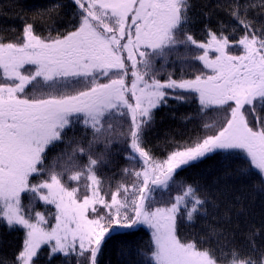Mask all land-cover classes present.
<instances>
[{"label": "snow or ice", "instance_id": "obj_1", "mask_svg": "<svg viewBox=\"0 0 264 264\" xmlns=\"http://www.w3.org/2000/svg\"><path fill=\"white\" fill-rule=\"evenodd\" d=\"M217 7L236 24L205 23L203 39L190 0H56L0 32V223L22 232L0 264H103L108 245L141 225L145 264H264V222L242 245L211 225L196 231L217 205L181 177L223 152L236 158L224 176L257 177L264 195V20L249 19L264 16V0ZM192 98L195 115L182 119L200 132L151 145L158 111ZM116 156L126 166L112 171Z\"/></svg>", "mask_w": 264, "mask_h": 264}, {"label": "trees", "instance_id": "obj_2", "mask_svg": "<svg viewBox=\"0 0 264 264\" xmlns=\"http://www.w3.org/2000/svg\"><path fill=\"white\" fill-rule=\"evenodd\" d=\"M54 2L56 0H0V32L7 33L11 29L18 31L24 19L34 16L36 12L48 8ZM60 2L66 5L69 4V0H60ZM225 2L226 0H190L192 5L191 13L194 17L192 31L196 39H203L202 29L205 23L210 24L213 28L218 27L220 22L236 24V21L228 16L226 11L217 7V5ZM70 11V7L63 9L65 20L69 18L67 14ZM260 11L259 8L250 10L249 19L264 20V16L257 15ZM205 13H209L207 18ZM166 67L168 66L166 65ZM169 104L171 107L162 108L157 113L155 127L148 137L151 145L161 146L166 139H180L179 134H183L185 138L189 135L195 136L201 130L196 124L182 119V117L195 115L197 102H195L194 98L183 104L170 100ZM212 119V117H207L206 122L211 123ZM78 128H80L79 125L76 128V136L81 135V131ZM72 134V132H69V136ZM63 147V144H59L52 148L49 156L55 157ZM113 149L118 150L116 145H113ZM115 161L111 165L112 171H118L126 166L125 161L120 156H116ZM226 161L230 162L232 167L236 166L235 157H230L227 153L220 152L211 159H205L201 163L185 169L181 173V177L189 182L199 180L212 193V198L217 205L215 211L211 207L209 208L211 215L206 219L203 216L200 217L194 225L195 230L203 233L207 225H211L222 234L231 232L236 244L242 245L246 243L249 226L260 229L261 222H264V195H260L253 188L252 182L258 179L257 177H252L251 179H242L235 176L231 178L225 177ZM109 175H111V171H109ZM218 179L221 182L217 186L214 181ZM225 184L230 189L227 195L224 194ZM241 190L244 191L245 195L242 203L235 199L236 196L241 194ZM37 207L43 210L41 205L38 204ZM225 214L227 216L226 219L224 218ZM21 239L22 232L9 231L3 223H0V257L14 258L16 251L19 249ZM150 240L151 229L144 225L139 226L135 230L120 233L119 238L114 239L108 245L102 257L103 264H145L146 261L151 259L152 246ZM255 240L258 245L264 243V233L255 237ZM52 264H63V260L61 257H56Z\"/></svg>", "mask_w": 264, "mask_h": 264}, {"label": "rangeland", "instance_id": "obj_3", "mask_svg": "<svg viewBox=\"0 0 264 264\" xmlns=\"http://www.w3.org/2000/svg\"><path fill=\"white\" fill-rule=\"evenodd\" d=\"M191 12H192V11H191ZM190 15H192V13H190ZM174 59H175V57H170V58H169V63H170L172 60H174ZM157 63H158V65H159V64L163 63V61L160 60V61H158ZM78 129H79V131H81V127L78 128ZM89 137H90V136H89ZM90 138H91V137H90Z\"/></svg>", "mask_w": 264, "mask_h": 264}]
</instances>
